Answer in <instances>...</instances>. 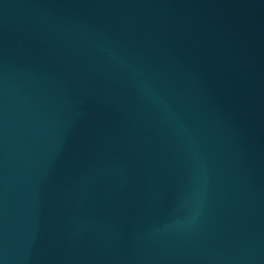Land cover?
Segmentation results:
<instances>
[{
  "label": "water",
  "instance_id": "1",
  "mask_svg": "<svg viewBox=\"0 0 264 264\" xmlns=\"http://www.w3.org/2000/svg\"><path fill=\"white\" fill-rule=\"evenodd\" d=\"M0 264H264V0H0Z\"/></svg>",
  "mask_w": 264,
  "mask_h": 264
}]
</instances>
